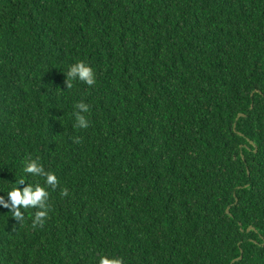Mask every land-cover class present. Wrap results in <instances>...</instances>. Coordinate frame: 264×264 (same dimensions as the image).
<instances>
[{
  "label": "trees",
  "instance_id": "trees-1",
  "mask_svg": "<svg viewBox=\"0 0 264 264\" xmlns=\"http://www.w3.org/2000/svg\"><path fill=\"white\" fill-rule=\"evenodd\" d=\"M0 264H264V0H0Z\"/></svg>",
  "mask_w": 264,
  "mask_h": 264
},
{
  "label": "water",
  "instance_id": "water-1",
  "mask_svg": "<svg viewBox=\"0 0 264 264\" xmlns=\"http://www.w3.org/2000/svg\"><path fill=\"white\" fill-rule=\"evenodd\" d=\"M240 115H242V114H240ZM240 258H241V257H240ZM240 258H239V259H240Z\"/></svg>",
  "mask_w": 264,
  "mask_h": 264
}]
</instances>
